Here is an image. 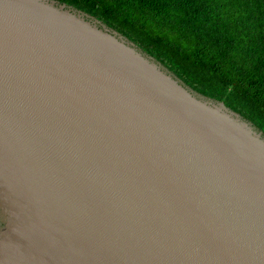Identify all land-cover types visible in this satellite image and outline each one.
I'll use <instances>...</instances> for the list:
<instances>
[{
	"label": "water",
	"instance_id": "95a60500",
	"mask_svg": "<svg viewBox=\"0 0 264 264\" xmlns=\"http://www.w3.org/2000/svg\"><path fill=\"white\" fill-rule=\"evenodd\" d=\"M0 264H264V134L57 0H0Z\"/></svg>",
	"mask_w": 264,
	"mask_h": 264
},
{
	"label": "trees",
	"instance_id": "16d2710c",
	"mask_svg": "<svg viewBox=\"0 0 264 264\" xmlns=\"http://www.w3.org/2000/svg\"><path fill=\"white\" fill-rule=\"evenodd\" d=\"M94 17L264 134V0H57Z\"/></svg>",
	"mask_w": 264,
	"mask_h": 264
}]
</instances>
